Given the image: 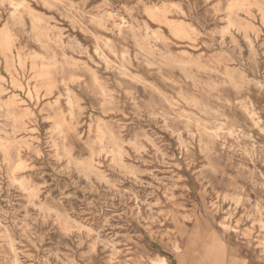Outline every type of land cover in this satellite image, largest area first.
<instances>
[{
  "label": "rangeland",
  "instance_id": "374dc122",
  "mask_svg": "<svg viewBox=\"0 0 264 264\" xmlns=\"http://www.w3.org/2000/svg\"><path fill=\"white\" fill-rule=\"evenodd\" d=\"M157 260L264 264V0H0V264Z\"/></svg>",
  "mask_w": 264,
  "mask_h": 264
},
{
  "label": "bare ground",
  "instance_id": "6f19581e",
  "mask_svg": "<svg viewBox=\"0 0 264 264\" xmlns=\"http://www.w3.org/2000/svg\"><path fill=\"white\" fill-rule=\"evenodd\" d=\"M59 243H61V242H59ZM178 251H180L179 254L181 253V255H180L181 258L187 255V253L185 254L184 252H182V249L180 247L178 248ZM156 262L157 263H160V264H164L165 263V260H161V261L160 260H157Z\"/></svg>",
  "mask_w": 264,
  "mask_h": 264
}]
</instances>
